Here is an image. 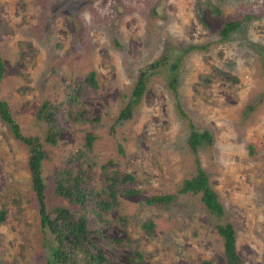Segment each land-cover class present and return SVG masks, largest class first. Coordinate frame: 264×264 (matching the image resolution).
I'll list each match as a JSON object with an SVG mask.
<instances>
[{
    "label": "rangeland",
    "instance_id": "1",
    "mask_svg": "<svg viewBox=\"0 0 264 264\" xmlns=\"http://www.w3.org/2000/svg\"><path fill=\"white\" fill-rule=\"evenodd\" d=\"M249 14L254 18L228 40L214 43L225 22ZM202 44L208 50L182 52ZM0 52V98L23 134L42 138L37 109L43 100L58 106V140L44 144L47 184L55 168L75 163L69 157L84 147L87 132L92 150L76 164L94 186L108 159L110 168L134 175L129 185L138 192L104 214L113 223L95 238L106 252L122 263L136 249L146 264H224L207 210L197 196L177 193L195 158L166 85L182 55V107L198 130L213 135L212 145L198 149L200 163L234 225L241 264H264V0H0ZM163 57L134 118L113 126L139 70ZM91 70L96 88L83 81ZM81 108L99 121H76ZM27 159V147L0 119V264H47L56 244L40 228ZM46 192L48 201L69 205L50 185ZM162 193L175 194L167 210L145 203ZM146 219L154 223L151 234L142 230Z\"/></svg>",
    "mask_w": 264,
    "mask_h": 264
},
{
    "label": "trees",
    "instance_id": "2",
    "mask_svg": "<svg viewBox=\"0 0 264 264\" xmlns=\"http://www.w3.org/2000/svg\"><path fill=\"white\" fill-rule=\"evenodd\" d=\"M217 9V8H216ZM254 18L253 15H244L241 18L231 19L223 24L217 33L214 43L228 40L231 35L241 29L245 20ZM208 44L189 45L182 52L192 50H208ZM182 55L176 57L170 66V76L166 82L173 94L175 109L178 116L186 121L188 135L186 146L194 155V173L184 178L177 189L178 194H191L197 196L214 221L215 228L222 240V253L224 264H241V257L236 247V230L228 220L226 210L220 201L217 192L209 182V176L202 167L198 157V149L203 143L212 145L213 135L208 129L198 130L187 116L182 107L178 92V63ZM166 57L139 70L138 76L128 95H123L124 102L114 120V125H120L132 120L146 91L147 83L152 73L164 62ZM5 60L0 52V84L6 72ZM84 82L97 87L96 73L91 70L83 78ZM74 91V88H73ZM83 108L75 111L76 121H99V116L94 120L89 118ZM58 106L51 105L49 100H43L36 112V120L45 124L44 135L23 134L20 126L15 121L11 109L5 100L0 98V119L7 126L13 137L27 147L28 159L26 168L30 175L31 192L37 205V218L40 228L48 230L56 242L47 264H146L141 251L133 249L127 256V262L122 263L116 257L104 250V247L96 241V237L102 238V230L113 222L104 218L112 207L119 204V198L128 197L138 192L134 183L135 177L131 173L119 169L110 168L112 160L100 164L101 182L98 187L91 183L89 172L80 168L76 162L80 161L92 150L94 135L87 132L84 147L78 148L70 155L74 164L55 168L50 183L47 184L42 173V162L45 159L44 144L54 145L58 140L61 126L57 120ZM119 152H123L122 145H118ZM251 152L252 146H249ZM50 185L51 193L69 203V205L48 201L47 187ZM174 193L152 194L145 201L146 204L155 206L161 210H167L174 199ZM6 210L0 209V224L5 221ZM154 223L146 219L142 224V230L151 234ZM120 242V240H116ZM16 264V263H15ZM200 264H214L211 260H203Z\"/></svg>",
    "mask_w": 264,
    "mask_h": 264
}]
</instances>
